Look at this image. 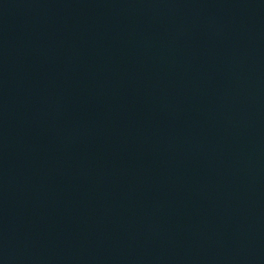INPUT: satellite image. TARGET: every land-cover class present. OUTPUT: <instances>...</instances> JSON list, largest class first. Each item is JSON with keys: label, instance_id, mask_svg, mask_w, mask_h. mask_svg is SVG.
Listing matches in <instances>:
<instances>
[{"label": "water", "instance_id": "obj_1", "mask_svg": "<svg viewBox=\"0 0 264 264\" xmlns=\"http://www.w3.org/2000/svg\"><path fill=\"white\" fill-rule=\"evenodd\" d=\"M0 264H264V0H0Z\"/></svg>", "mask_w": 264, "mask_h": 264}]
</instances>
